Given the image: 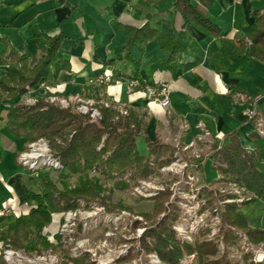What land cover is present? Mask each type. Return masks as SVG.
<instances>
[{"label":"trees","instance_id":"trees-1","mask_svg":"<svg viewBox=\"0 0 264 264\" xmlns=\"http://www.w3.org/2000/svg\"><path fill=\"white\" fill-rule=\"evenodd\" d=\"M143 2V0H140ZM196 1V3H193ZM214 0H175L173 10L183 22V28L190 26L207 36L220 39L222 48L219 52L209 50V56L224 67L230 56L241 55L245 48L249 57L264 65V12L254 10L252 15L257 22L248 36V42L237 35L233 39L226 38L215 17L208 9ZM125 30V41L122 47L124 54L116 56L118 60H132L131 52L140 48L147 41H155L161 51L167 52L162 68L174 70L182 67L189 70L199 63V59L179 66L176 55L183 51L180 41L184 39L183 30L177 34L162 33L154 29L149 21L140 27L120 26ZM45 49L38 55L17 52L5 37H0V65L7 66L6 79H0V109L13 101L0 116L4 129L15 139H22L25 145L43 138L49 142L54 157L57 158L62 170L77 176L75 185L66 182L61 188L51 182L41 172L42 186L39 192L32 187L24 188L28 200L29 211L18 216L0 219V245H12L32 253L38 249H47L49 242L42 234L43 228L50 223L51 214L74 209L79 200L85 202L100 201L105 205L103 188L95 178H89L88 173L99 171L102 176H122L130 173L131 180L145 178L153 173L151 164L160 168L173 161L175 149L163 142L159 137L150 140L145 135L142 118L128 110L127 115H121L113 108L101 107V119L94 122L87 115L75 111L72 106L63 108L56 102L46 100L52 94L45 92L37 98L34 104L19 103L17 100L30 90L41 84L52 81L61 71H70V63L58 57L61 44L66 40L63 34L55 36L44 35ZM73 45V40H68ZM238 46H236V44ZM113 60H108L111 63ZM257 116L250 121L256 127ZM264 122V114L261 118ZM142 138L146 154L140 152L138 139ZM254 144L253 150L244 149L234 132H229L221 138H212L210 145V169L220 176V182H230L243 188L252 197L242 203L247 205L258 201L264 196V137L255 129L250 134ZM175 157V156H174ZM35 185V184H34ZM127 185H122L126 188ZM200 196L208 206L223 196L215 191L202 187ZM217 196V197H216ZM233 198L232 195L225 196ZM169 199L168 192H162L153 199L151 213H144L147 220L165 211V203ZM241 205L226 203L221 213V234L226 244H235L237 236L234 231L243 232L247 239L264 248V228H252L240 213ZM109 207V205H106ZM111 207V206H110ZM113 208V207H112ZM178 216L177 209L163 216L159 222L146 230L142 237V245L147 251H154L164 264H178L183 254L196 253V264H231L225 255L213 259L217 254L214 244L210 242H195L194 245L180 244L171 230L172 223ZM151 241V246L146 242ZM0 264H5L0 254Z\"/></svg>","mask_w":264,"mask_h":264},{"label":"crops","instance_id":"crops-1","mask_svg":"<svg viewBox=\"0 0 264 264\" xmlns=\"http://www.w3.org/2000/svg\"><path fill=\"white\" fill-rule=\"evenodd\" d=\"M174 2L0 0V37L7 38L19 53L38 55L45 49L44 35L63 34L66 40L60 46L58 57L70 63V71H61L45 85L53 90H63L66 95L79 94L84 99L87 98L85 91L91 90L95 95L99 90L107 99L125 103L142 118L145 135L152 141L159 137L167 143L166 138L177 133L181 135L184 147L189 148L203 137V131H208L210 135L205 137L204 146L207 148L206 161L202 164L201 175L206 183L214 182L218 174L210 169L208 151L212 138L234 132L244 149H254L250 134L255 127L248 113L253 112L258 118L264 114V65L253 61L245 48L241 55L230 56L227 65L220 67L208 54L209 50H221L220 39L190 26L183 28L180 15L173 10ZM254 10L264 12V0H214L208 12L215 17L222 32L227 33L226 38L233 39L237 35L248 42L257 22L252 15ZM147 21L162 33L177 34L183 30L185 36L180 44L184 49L176 55V63L182 66L196 58L199 63L189 70L182 67L164 69L161 65L167 52L161 51L155 41L134 48L132 60L116 59L117 55L124 54L122 47L126 33L120 26L137 28ZM69 39L74 41L73 45H69ZM108 60L113 62L108 64ZM103 73L120 78H146L150 85L164 84L170 105L160 107L144 91L129 92L125 86H87L90 79ZM7 74V66L0 65V79H6ZM43 94V87L38 86L17 101L40 98ZM139 139L143 143L140 152L146 154L144 141ZM23 146L24 141L13 138L2 125L0 183L13 192V203L6 202L7 209L1 208L0 212L13 209L14 214L19 215L29 211V198L20 181L23 174H17V167L13 166L17 164L13 160L14 152L22 150ZM240 213L252 228H264V196L242 206Z\"/></svg>","mask_w":264,"mask_h":264},{"label":"rangeland","instance_id":"rangeland-1","mask_svg":"<svg viewBox=\"0 0 264 264\" xmlns=\"http://www.w3.org/2000/svg\"><path fill=\"white\" fill-rule=\"evenodd\" d=\"M45 84L40 85L44 93L56 94L49 96L46 100L51 102L50 100L55 98L53 102L61 107L58 100L64 99L68 101L67 107L72 106L76 111L75 107L78 103L75 99L80 98L82 101H91L93 107L99 111L101 107H104L100 102H107L108 107L105 108H113L119 114L121 111L129 110L125 103L111 101L105 95L102 96L99 90L95 91V95L91 90L85 91L87 98L84 99L79 94L66 95L63 90H53ZM87 86L102 88L108 85L94 86L87 83ZM36 99L26 98L19 103L31 105L36 102ZM10 105L12 103L2 105L0 116L5 115V110ZM259 121L262 122V126L258 125ZM2 125L4 122L0 121V128ZM255 129L264 133V122L261 118H257ZM204 132H202L203 137L196 140L193 145H189V148L184 147L180 134L171 133L166 141L175 149L173 161L160 168L151 164L153 173L145 178L131 180L130 173L106 178L99 171L89 172V178L97 179L103 188L101 195L107 199L105 205L100 201L87 203L79 200L76 208L51 214L50 223L42 230V234L49 242V247L45 250L38 247L36 251L27 253L10 244L0 245V254L5 264H164L156 252L147 251L143 247L142 237L147 229L170 213L173 207L177 209L178 216L172 223L171 230L180 244L192 246L197 241L210 242L217 250L213 259L225 255L231 264H264L263 245L251 243L243 232L234 231L237 236L235 244L228 245L223 240L221 234L223 205L226 203L241 205L252 195L234 183L220 182L219 175L216 181L205 182L201 174H203L202 164L206 161L204 158L207 150L204 147L205 137L208 136ZM263 133L260 134L263 136ZM38 140H42L48 146L49 153L54 156L49 142L43 138L33 142ZM30 143L26 144L24 149L22 147V150L15 151L13 156L14 162L17 163L13 165L17 167V174H23L20 180L23 188L32 187L33 191L39 192L43 179L40 176L41 172L47 174L49 180L59 189L63 182L70 186L76 184L77 176L62 170L59 160V168L41 167L37 175L20 165V155L27 150ZM138 148L143 149L141 139H139ZM183 161L192 166L182 168ZM9 164L12 166L11 163ZM124 184L127 185L126 188H122ZM202 187H207L223 197L208 206L205 199L200 196ZM162 192L169 193V199L164 205L165 211L156 216L154 221L147 220L143 214L152 212L153 199ZM227 195H232L233 198H226ZM11 197L13 192L0 183V209H7L6 202L12 205ZM9 216L18 215L14 214L13 209L5 210L4 214L0 212V219ZM146 242L151 246L148 238ZM196 260L195 252L183 254L178 264H196Z\"/></svg>","mask_w":264,"mask_h":264},{"label":"built area","instance_id":"built-area-1","mask_svg":"<svg viewBox=\"0 0 264 264\" xmlns=\"http://www.w3.org/2000/svg\"><path fill=\"white\" fill-rule=\"evenodd\" d=\"M89 85L94 86H102V85H112L117 87L125 86L126 90L129 92H133L136 90L144 91L148 94L149 98L153 102H157L160 107H168L170 105V101L167 97L166 93V85L159 84V85H150L146 78H120L114 77L112 74L103 73L90 79L88 81ZM51 102L55 101V98L50 100ZM62 107L68 106V101L61 99L58 100ZM75 101L78 103L75 107L76 111L80 114L87 115L91 121H98L101 119L100 111L93 107L91 101H82L80 98H76ZM104 107H108L107 102H100ZM127 111H121V114L127 115ZM248 116H253V112H249ZM259 126H262V122H258ZM261 134L262 131H259ZM204 134L209 136V132L205 131ZM42 140H38L36 142H32L27 146V150L21 153L19 158V164L22 165L24 168L32 171L37 175L38 171L41 170V167L45 168H59L60 163L57 158L49 153L48 146ZM182 168L192 166V164H188L187 162L183 161L181 163ZM242 200V199H241ZM240 200V201H241ZM216 211V210H215ZM214 211V212H215ZM4 214V211L1 212ZM202 222V220H200Z\"/></svg>","mask_w":264,"mask_h":264}]
</instances>
